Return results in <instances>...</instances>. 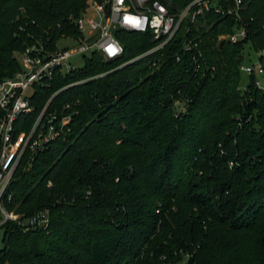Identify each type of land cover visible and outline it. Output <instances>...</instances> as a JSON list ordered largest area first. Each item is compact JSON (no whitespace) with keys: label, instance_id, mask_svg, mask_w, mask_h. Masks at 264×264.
I'll return each instance as SVG.
<instances>
[{"label":"trees","instance_id":"trees-1","mask_svg":"<svg viewBox=\"0 0 264 264\" xmlns=\"http://www.w3.org/2000/svg\"><path fill=\"white\" fill-rule=\"evenodd\" d=\"M94 1L104 0H0V82L36 39L79 35L75 19ZM244 16V42L218 40L233 17L210 14L193 30L198 69L180 39L137 58L151 35L119 30L120 58L95 52L40 92L21 129L56 90L85 80L53 100L78 102L66 139L24 161L11 186L10 210L48 208L50 223L3 225L0 264H264V86L251 74L240 87L245 44L264 50V0ZM178 100L187 111L176 116Z\"/></svg>","mask_w":264,"mask_h":264},{"label":"built area","instance_id":"built-area-1","mask_svg":"<svg viewBox=\"0 0 264 264\" xmlns=\"http://www.w3.org/2000/svg\"><path fill=\"white\" fill-rule=\"evenodd\" d=\"M252 0H104L92 2L86 13L75 19L79 30L77 36H63L54 44L49 40L36 39L23 51L16 52L21 70L5 77L0 82V227L13 222L23 232L48 227L50 209L39 210L25 215L10 210L13 201L11 186L16 173L24 161L31 165L36 155L47 149L52 142L66 139L71 131L75 115L79 113L77 103L66 102L61 108L53 103L54 98L75 82L56 90L39 109L27 129V116L38 109L37 97L40 92L54 85L59 74L75 71L80 67L71 58L77 55H92L99 52L106 60L120 58L124 46L116 36L119 30L149 33L154 45L137 58L158 52L172 42L180 39L183 50L199 60L204 57L202 39L192 37L193 30L208 29L213 22L209 15L233 17L236 21L231 33L222 34L219 41L228 40L239 43L248 40L252 27L244 16ZM91 6L96 7V18H89ZM253 20V18H251ZM75 41L76 44L61 46V40ZM260 57L264 50H260ZM181 57L178 55L177 60ZM245 59V56H244ZM241 70L250 74H264L261 61ZM105 73L92 78L104 76ZM261 86V82H256ZM175 104L176 116L187 111V103L178 100Z\"/></svg>","mask_w":264,"mask_h":264},{"label":"rangeland","instance_id":"rangeland-1","mask_svg":"<svg viewBox=\"0 0 264 264\" xmlns=\"http://www.w3.org/2000/svg\"><path fill=\"white\" fill-rule=\"evenodd\" d=\"M89 18H96V7L95 6H91L90 10H89ZM66 44H76L75 41H71V40H66L63 39L60 42L61 46H65ZM18 57V55H16ZM91 55L88 54L86 55V57H90ZM244 56L245 59L242 61V66H251L253 67L254 65H256L259 60H260V53L259 51H257L253 45H251L250 43H246L245 44V50H244ZM86 57L83 55H77L71 58V61L73 62V64H75L78 67H83L85 64V60ZM241 75H242V80H241V89L242 90H246L251 82L252 79V75L250 73H247L243 70H241ZM255 79L256 81H260L261 82V87L264 86V74H255ZM85 80H82V82H84ZM80 82V83H82ZM72 86V85H71ZM177 103V102H175ZM182 104H175L176 107H181ZM4 232L5 229L3 227H0V249L3 247V237H4ZM180 264H186V262H182Z\"/></svg>","mask_w":264,"mask_h":264},{"label":"water","instance_id":"water-1","mask_svg":"<svg viewBox=\"0 0 264 264\" xmlns=\"http://www.w3.org/2000/svg\"><path fill=\"white\" fill-rule=\"evenodd\" d=\"M244 60V55L240 56V61L242 62Z\"/></svg>","mask_w":264,"mask_h":264}]
</instances>
